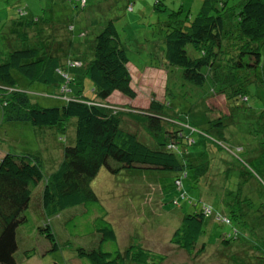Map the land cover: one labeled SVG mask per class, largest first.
Listing matches in <instances>:
<instances>
[{"label":"trees","instance_id":"16d2710c","mask_svg":"<svg viewBox=\"0 0 264 264\" xmlns=\"http://www.w3.org/2000/svg\"><path fill=\"white\" fill-rule=\"evenodd\" d=\"M71 3L72 7L82 8L85 0ZM126 7L131 9V4L127 3ZM182 11L179 7L168 12L161 56L168 67L180 73L182 80L196 87L206 85V95L209 91L218 92L229 103L228 113L216 118H211L205 109L202 123L205 129L190 123L187 115L177 120L168 111L170 105L165 98L163 101L149 98L142 110L128 107L116 110L106 105L105 100L113 92L131 99L136 95L131 86L123 41L112 19H106L90 31L76 30L67 24L65 32L59 36L64 44L61 49L58 40L46 45L35 42L26 47L20 42L8 41V51H0L2 124L27 122L54 131L55 137L60 139L66 134V123L74 118L72 142L61 147L59 160L47 174H43L41 159L35 151L2 152L0 264H17L13 258L15 229L25 220L31 187L41 180V207L47 216L69 206H96L98 215L92 230L99 234L98 242H115L114 230L89 185L98 169L104 166L112 174L121 168L132 167L172 172L171 183L180 189L189 170L192 177L198 179L208 168V162L199 165L190 160L196 165L193 166L188 160L187 146L193 143L191 135L195 129L205 138L213 132L218 137L214 141L221 142L224 139L222 130L229 123L245 120L246 125H253L255 131L262 134V139L250 143L242 152L252 178L263 182L264 108L251 110L247 101L250 94L264 90V0H237L229 9L226 0H202L193 17L188 18V12L181 16ZM16 13L19 18L24 17L25 9L18 7ZM36 21L29 15L23 22L28 26ZM51 29L52 37H56L57 31L54 27ZM89 33L92 38L86 39ZM69 67L80 70L68 72ZM153 67L160 68L159 64ZM170 79V74L166 73L164 96ZM82 80L90 84L92 98L84 95L80 85ZM22 81H25L23 85ZM32 83L52 89L47 94L63 96L62 100L53 103L56 105L40 106L26 92V86ZM57 89L58 93H54ZM123 118L131 120L138 128L125 126ZM184 126L189 132L184 131ZM8 127V130L14 128ZM139 129L145 131L152 145L141 141ZM5 135L1 129L0 136ZM224 172L227 174V168ZM155 180L159 190L161 184L156 177ZM228 194L225 201L222 199L228 213L225 216L181 192L180 199L196 207L181 215L178 226L168 238L169 243L188 258L198 256L207 246L199 239L204 232V220L211 218L232 224V230L219 234L217 242L221 248L219 256L225 263L264 264V203H253L239 191ZM171 202L178 205L177 197ZM37 230L47 239L50 249L55 250V237L48 223ZM74 250L76 257L88 264H163L166 259L165 254L138 244L111 252L98 247H76Z\"/></svg>","mask_w":264,"mask_h":264},{"label":"rangeland","instance_id":"374dc122","mask_svg":"<svg viewBox=\"0 0 264 264\" xmlns=\"http://www.w3.org/2000/svg\"><path fill=\"white\" fill-rule=\"evenodd\" d=\"M201 1L85 0L84 7L79 8L72 7L71 2L74 0H0V51H8V41L13 44L20 42L23 47L33 46L35 42L45 45L51 41L61 42L59 36L65 32L67 24L76 30L84 28L90 31L106 19H112L123 41L131 86L136 95L131 99L115 92L105 100L106 105L116 110L125 107L142 110L146 108L149 98L159 101L165 98V102L170 105L168 111L177 120H182V117L187 115L190 123H194L199 129H205L202 123L206 112L211 118L222 116L228 113L229 103L218 92L209 91L206 95V85L202 88L196 87L182 80L180 73L168 67L161 56L164 24L168 12L180 7L183 10L180 15L188 12L190 18L197 13ZM236 1L226 0L228 9ZM127 3L131 4V9L126 7ZM18 7L25 9L24 17L17 16ZM29 15L34 16L37 21L26 26L23 21ZM90 22L93 23L92 26ZM52 27L57 31L54 33L56 37H52ZM91 38L92 34L89 33L86 39ZM58 45L60 49L64 47L63 42ZM189 53L194 54L190 49ZM156 64H159L160 68L153 67ZM79 70V67L68 68V72ZM166 73L170 74L171 79L167 82V94L164 96ZM23 82L25 81H22V85ZM80 85L84 95L92 98L88 81L82 80ZM26 88L32 101L40 106L56 105L53 103H58L63 98L58 95L51 97L47 93L52 89L38 83L27 85ZM53 92L58 93V89ZM247 105L256 111L264 108V90L250 94ZM122 121H125V126L138 128L127 118ZM245 122L229 123L222 130L224 139H221V142L214 141L218 137L213 132H209L207 138L200 135L198 129H195L192 135L189 133L193 143L187 146L188 160L199 165L203 161L204 164L208 162V168L198 179H194L189 170L180 189H176L171 183L172 172L132 167L121 168L112 174L101 166L89 185L106 213L105 219L114 230L115 242H98L99 234L92 230L94 218L98 215L96 206H69L47 216L41 207L42 180L39 181L31 187L29 202L24 211L25 220L15 229V262L88 264L86 260L76 257V247H98L102 251L111 252L115 249L123 250L129 244H138L165 254L163 264H227L224 258L219 256L221 248L217 242L219 234L232 230V224L219 223L211 218L205 219L204 232L199 239L207 246L201 254L192 258H188L183 251L176 250L168 238L178 226L181 215L196 207L182 201L179 197L181 192L198 203L208 205L213 212L225 216H228V213L223 206V200L225 201L228 193L239 191L241 195H247L253 203H264V178L263 182L257 179L260 183L252 178V171L244 162L247 160L242 152L250 143L261 140L262 134L257 133L253 125H246ZM73 123L74 118H71L66 123V134L57 139L52 130L46 131L43 127L32 126L27 122L4 125L0 119L1 129L14 127L10 129L11 133L0 136V154L4 151H35L41 159L43 174H47L59 160L61 147L72 142ZM184 127L187 130L184 131L189 132V128ZM144 132L139 129L138 136L142 140L139 137L138 139L152 145ZM226 168L227 174L223 173ZM155 177L161 184L159 190ZM174 197H177L178 205L172 204ZM45 223H48L54 234L57 246L55 250L50 249L47 239L37 230Z\"/></svg>","mask_w":264,"mask_h":264},{"label":"crops","instance_id":"0c3cea01","mask_svg":"<svg viewBox=\"0 0 264 264\" xmlns=\"http://www.w3.org/2000/svg\"><path fill=\"white\" fill-rule=\"evenodd\" d=\"M90 24L92 25L93 23L90 22ZM113 93H115V92H113ZM116 96H118V95H116ZM118 97H119V96H118ZM2 131H3L4 133H6V134L10 132V130H8V129H6V128L2 129ZM2 154H3V153H1L0 156H1Z\"/></svg>","mask_w":264,"mask_h":264},{"label":"built area","instance_id":"2783aa9c","mask_svg":"<svg viewBox=\"0 0 264 264\" xmlns=\"http://www.w3.org/2000/svg\"><path fill=\"white\" fill-rule=\"evenodd\" d=\"M74 63H77V62H74ZM224 221L226 222L227 220L224 218Z\"/></svg>","mask_w":264,"mask_h":264}]
</instances>
